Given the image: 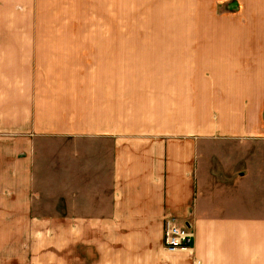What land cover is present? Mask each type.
Listing matches in <instances>:
<instances>
[{"label": "crops", "instance_id": "obj_1", "mask_svg": "<svg viewBox=\"0 0 264 264\" xmlns=\"http://www.w3.org/2000/svg\"><path fill=\"white\" fill-rule=\"evenodd\" d=\"M39 5L0 0V247L21 264H264V0L248 51L161 34L134 58L112 34L32 31ZM166 219L190 248L164 247Z\"/></svg>", "mask_w": 264, "mask_h": 264}, {"label": "rangeland", "instance_id": "obj_2", "mask_svg": "<svg viewBox=\"0 0 264 264\" xmlns=\"http://www.w3.org/2000/svg\"><path fill=\"white\" fill-rule=\"evenodd\" d=\"M39 6V23L32 31L112 34L116 39L115 49H132V58L138 54L133 49L138 50L139 43H156L141 41L143 38L161 34L241 38L226 43L248 51L246 39L252 32L250 0H40ZM23 27L24 31H31L29 26ZM122 38L129 40L118 41ZM2 221L4 218H0ZM1 244L3 246L0 238ZM10 245L7 241L4 247H0V264H21L16 255L25 251L13 250ZM32 253L28 264H42L39 259L42 250Z\"/></svg>", "mask_w": 264, "mask_h": 264}, {"label": "built area", "instance_id": "obj_3", "mask_svg": "<svg viewBox=\"0 0 264 264\" xmlns=\"http://www.w3.org/2000/svg\"><path fill=\"white\" fill-rule=\"evenodd\" d=\"M193 231L189 226L178 225L173 219L164 222L163 244L169 251L183 250L191 247Z\"/></svg>", "mask_w": 264, "mask_h": 264}]
</instances>
